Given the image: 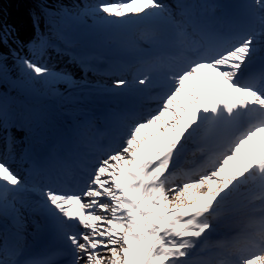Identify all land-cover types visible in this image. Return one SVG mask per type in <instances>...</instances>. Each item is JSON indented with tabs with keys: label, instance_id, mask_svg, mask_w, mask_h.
Here are the masks:
<instances>
[{
	"label": "snow or ice",
	"instance_id": "snow-or-ice-1",
	"mask_svg": "<svg viewBox=\"0 0 264 264\" xmlns=\"http://www.w3.org/2000/svg\"><path fill=\"white\" fill-rule=\"evenodd\" d=\"M28 17L0 23V264H264V0Z\"/></svg>",
	"mask_w": 264,
	"mask_h": 264
},
{
	"label": "rangeland",
	"instance_id": "rangeland-1",
	"mask_svg": "<svg viewBox=\"0 0 264 264\" xmlns=\"http://www.w3.org/2000/svg\"><path fill=\"white\" fill-rule=\"evenodd\" d=\"M8 4L7 8L11 6L10 10H2L0 15V23H8L12 25H18L24 28L28 24V12L31 9L30 2H21L18 0H4Z\"/></svg>",
	"mask_w": 264,
	"mask_h": 264
},
{
	"label": "bare ground",
	"instance_id": "bare-ground-1",
	"mask_svg": "<svg viewBox=\"0 0 264 264\" xmlns=\"http://www.w3.org/2000/svg\"><path fill=\"white\" fill-rule=\"evenodd\" d=\"M208 76H209L208 84H209V86L211 87L215 82L211 79V74H210V73L208 74ZM223 94H224V93H220V94H218V95H216V96H212V94L209 93V95L212 96V98H219V96H220V95H223Z\"/></svg>",
	"mask_w": 264,
	"mask_h": 264
},
{
	"label": "trees",
	"instance_id": "trees-1",
	"mask_svg": "<svg viewBox=\"0 0 264 264\" xmlns=\"http://www.w3.org/2000/svg\"><path fill=\"white\" fill-rule=\"evenodd\" d=\"M24 1V0H21ZM35 2V0H33ZM4 6L3 0H0V8H2Z\"/></svg>",
	"mask_w": 264,
	"mask_h": 264
}]
</instances>
